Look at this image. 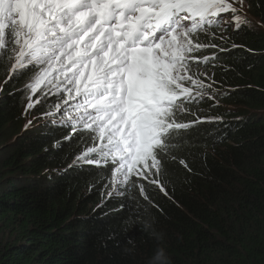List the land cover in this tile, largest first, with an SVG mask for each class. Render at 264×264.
I'll use <instances>...</instances> for the list:
<instances>
[{
	"label": "trees",
	"instance_id": "obj_1",
	"mask_svg": "<svg viewBox=\"0 0 264 264\" xmlns=\"http://www.w3.org/2000/svg\"><path fill=\"white\" fill-rule=\"evenodd\" d=\"M243 3L248 23L214 29L227 51L197 106L219 119L179 133L162 157L167 194L141 180L147 200L110 196L111 164L74 163L90 134L45 116L56 97L26 112L31 71L9 79L0 59V264H264V0Z\"/></svg>",
	"mask_w": 264,
	"mask_h": 264
},
{
	"label": "snow or ice",
	"instance_id": "obj_2",
	"mask_svg": "<svg viewBox=\"0 0 264 264\" xmlns=\"http://www.w3.org/2000/svg\"><path fill=\"white\" fill-rule=\"evenodd\" d=\"M237 3L243 0H0V59L11 62L9 79L31 71L26 112L56 97L45 116L90 134L74 163L111 164L109 195L135 187L147 200L141 180L167 194L162 157L175 159L179 133L219 119L199 116L197 106L214 99L208 66L227 51L213 42L225 39L214 31L227 30L223 14L232 13L235 30L248 23Z\"/></svg>",
	"mask_w": 264,
	"mask_h": 264
},
{
	"label": "rangeland",
	"instance_id": "obj_3",
	"mask_svg": "<svg viewBox=\"0 0 264 264\" xmlns=\"http://www.w3.org/2000/svg\"><path fill=\"white\" fill-rule=\"evenodd\" d=\"M239 11H238V15L241 16L243 19H245V15H247L246 10H245V5L244 3L241 5L239 4L238 6L235 4L234 5ZM224 22H227L229 24V26L234 27L235 24L232 23V13H226L223 14V21H222V25Z\"/></svg>",
	"mask_w": 264,
	"mask_h": 264
}]
</instances>
